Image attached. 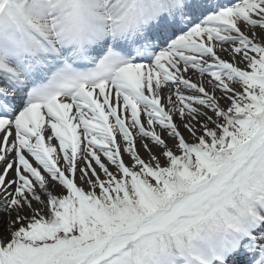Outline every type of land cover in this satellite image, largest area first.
Returning a JSON list of instances; mask_svg holds the SVG:
<instances>
[{"label":"snow or ice","instance_id":"obj_1","mask_svg":"<svg viewBox=\"0 0 264 264\" xmlns=\"http://www.w3.org/2000/svg\"><path fill=\"white\" fill-rule=\"evenodd\" d=\"M0 264H264V0H0Z\"/></svg>","mask_w":264,"mask_h":264}]
</instances>
